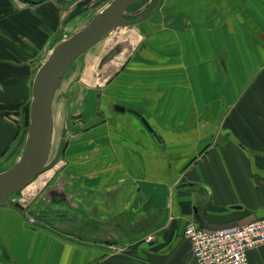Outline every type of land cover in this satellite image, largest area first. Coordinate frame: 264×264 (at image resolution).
Instances as JSON below:
<instances>
[{"label":"crops","instance_id":"crops-1","mask_svg":"<svg viewBox=\"0 0 264 264\" xmlns=\"http://www.w3.org/2000/svg\"><path fill=\"white\" fill-rule=\"evenodd\" d=\"M110 1L0 0V173L22 153L39 67ZM130 8L140 22L62 74L47 168L0 203V264H196L194 211L264 218V0Z\"/></svg>","mask_w":264,"mask_h":264},{"label":"water","instance_id":"water-1","mask_svg":"<svg viewBox=\"0 0 264 264\" xmlns=\"http://www.w3.org/2000/svg\"><path fill=\"white\" fill-rule=\"evenodd\" d=\"M137 0H111L106 7L95 14L82 28L54 46L46 60L39 67L32 82L29 107V126L22 153L17 162L0 173V203L21 192L43 171L50 153L52 135V101L62 74L82 53L104 38L111 31L130 27L138 22L129 20L128 9ZM123 112L120 107H112ZM144 125L147 124L142 120ZM15 207L23 210L19 203ZM62 217L80 225L66 215ZM254 218L243 219L224 225L206 223L194 211V220L205 230H220L251 222ZM88 226V225H86ZM90 227V226H89Z\"/></svg>","mask_w":264,"mask_h":264},{"label":"built area","instance_id":"built-area-1","mask_svg":"<svg viewBox=\"0 0 264 264\" xmlns=\"http://www.w3.org/2000/svg\"><path fill=\"white\" fill-rule=\"evenodd\" d=\"M28 223H35L32 214ZM182 236L196 264H248V253L264 245V218L220 230H205L192 220L185 224Z\"/></svg>","mask_w":264,"mask_h":264},{"label":"rangeland","instance_id":"rangeland-1","mask_svg":"<svg viewBox=\"0 0 264 264\" xmlns=\"http://www.w3.org/2000/svg\"><path fill=\"white\" fill-rule=\"evenodd\" d=\"M129 11H131V8H129ZM127 12L128 14H130V12ZM47 166V165H46ZM6 167H8V166H3L2 168L3 169H5ZM49 167V166H48ZM47 167H45L44 168V170L46 169ZM21 193V192H20ZM20 193H17V194H15V195H13L9 200H7V201H16L17 199H19L20 198ZM29 215L30 214H32V216L35 218V219H37V217H36V215H35V212H29L28 213Z\"/></svg>","mask_w":264,"mask_h":264}]
</instances>
